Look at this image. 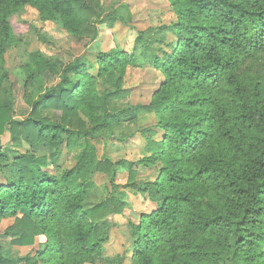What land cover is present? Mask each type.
<instances>
[{"label":"trees","instance_id":"trees-1","mask_svg":"<svg viewBox=\"0 0 264 264\" xmlns=\"http://www.w3.org/2000/svg\"><path fill=\"white\" fill-rule=\"evenodd\" d=\"M168 2L175 20L140 31L130 51L67 65L33 53L26 87L47 72L61 78L21 120L6 69L12 16L30 6L77 42L95 43L109 15L101 0H0V225L14 220L0 239L19 248L39 241L22 264H264V0ZM118 13L111 19L125 22ZM128 68L162 75L150 104L123 105ZM147 116L155 122L138 131L144 156L99 159L94 139L126 142L124 129ZM64 151L73 167L62 164ZM138 167L156 168V178L138 182ZM119 172L128 184L116 182ZM97 174L109 186L92 205ZM128 194L154 207L128 221L126 252L110 257L113 217ZM16 263L0 241V264Z\"/></svg>","mask_w":264,"mask_h":264},{"label":"rangeland","instance_id":"rangeland-1","mask_svg":"<svg viewBox=\"0 0 264 264\" xmlns=\"http://www.w3.org/2000/svg\"><path fill=\"white\" fill-rule=\"evenodd\" d=\"M101 1L107 11L106 16L109 15V17H107L105 24L99 27L100 36L95 43L77 42L57 25L42 21L38 12L30 6L12 16L10 23L15 42L6 54V69L10 75L8 84L13 88L16 100L17 119H25L30 112L29 101L36 100L47 88L56 85L61 78L47 72L40 78L39 82L26 87L25 65L30 61L33 53L38 52L57 65H67L82 57L96 61L100 51H109L116 46L130 51L140 31L156 30L161 26L170 25L175 20V14L168 0ZM115 10H118V15L124 16L125 22L111 19ZM162 81V75L154 70L128 68L125 88L129 93L127 98L123 100V105L150 104L154 92L159 89ZM154 122V117L147 116L130 128L124 129V134L128 136L126 142L94 139L93 143L98 149L99 159L132 162L144 156L146 141L138 131L140 128L151 127ZM158 134L160 137L162 136V133L159 132ZM9 140L8 134L2 138V142L6 146ZM27 149L28 147L25 146L20 151L25 152ZM61 161L68 168L75 165L73 157L67 151H64ZM137 169L138 182L152 181L157 176L156 168L138 167ZM6 174V171L0 173V185L5 184ZM128 177L127 172H119L116 182L126 185L128 184ZM92 182L94 187L90 204L95 205L107 198L106 189L109 186V178L104 174H97ZM127 202L129 205L123 215L113 217L115 225L111 230L110 241L107 244V255L110 257L126 252V246L129 244L128 221H137L141 213L150 212L154 207L140 195L128 194ZM13 224V219L4 221L0 225L1 233H4ZM0 241H3L5 246L12 251V257L17 260L16 264H22V258L35 253L39 248V241L35 246L27 248L13 246L10 239L1 238Z\"/></svg>","mask_w":264,"mask_h":264}]
</instances>
